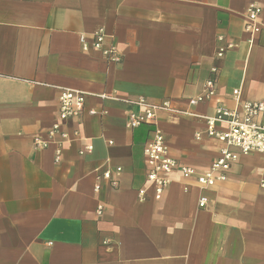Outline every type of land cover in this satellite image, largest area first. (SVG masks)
Here are the masks:
<instances>
[{"label": "crops", "instance_id": "1", "mask_svg": "<svg viewBox=\"0 0 264 264\" xmlns=\"http://www.w3.org/2000/svg\"><path fill=\"white\" fill-rule=\"evenodd\" d=\"M213 67L215 94L190 104ZM63 88L86 94L67 120ZM140 98L161 107L130 127ZM246 100L264 101V0H0V264H264V152L210 187L176 170L160 198L144 152L158 127L205 172L224 142L183 111Z\"/></svg>", "mask_w": 264, "mask_h": 264}, {"label": "built area", "instance_id": "2", "mask_svg": "<svg viewBox=\"0 0 264 264\" xmlns=\"http://www.w3.org/2000/svg\"><path fill=\"white\" fill-rule=\"evenodd\" d=\"M261 9L258 6H252L249 12V18L256 20L260 15ZM250 26V25H249ZM258 29V28H256ZM105 38L103 33L96 35L94 46L103 48ZM230 45H228L229 47ZM88 44L84 43V48ZM225 46L219 48L218 55L222 56L225 52ZM110 57L119 59L116 55V47L111 43L109 47L103 48ZM213 76H210L204 83L202 91L195 97L190 99V104L195 105L206 99L211 98L216 92V75L218 69L212 68ZM240 90H234L236 98L239 97ZM106 95H102L105 97ZM86 94L82 90L63 88L59 96V117L60 120H67L71 117L78 116L84 110ZM143 103L144 110L140 113H131L129 118V126L137 127L144 122L156 121V112L161 106L147 103L144 98H140ZM163 107H169V103L163 104ZM91 113H96L91 110ZM187 114L203 117L206 120V132L210 136H216L224 142V146L220 149V154L214 160L211 167L205 172L196 173V170L186 164L179 162L170 153V148L165 134L158 127L154 129L153 137L145 144L144 152L147 162V178L154 185L155 195L160 198L165 189L171 182L170 175L176 170H180L185 177H192L196 174L197 181L204 187L214 186L218 181L225 180L232 165L239 160L241 154L249 152H264V101L246 100L240 106L235 108H227L218 106L213 115H199L190 111H183ZM218 124H224V129H218ZM60 125L53 126L50 134L58 131ZM63 136L67 133L62 132ZM200 137L201 134L197 133ZM113 143V141H110ZM89 151L92 145L87 146ZM57 156V160H58ZM121 171V167L117 168ZM111 171L105 170L99 178L111 179L113 186H117V180L111 178ZM141 196L145 194L144 189H140ZM206 198L202 197L201 206H205Z\"/></svg>", "mask_w": 264, "mask_h": 264}]
</instances>
